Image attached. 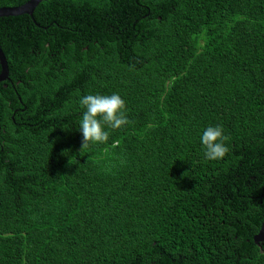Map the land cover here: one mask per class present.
Instances as JSON below:
<instances>
[{"label": "trees", "instance_id": "obj_1", "mask_svg": "<svg viewBox=\"0 0 264 264\" xmlns=\"http://www.w3.org/2000/svg\"><path fill=\"white\" fill-rule=\"evenodd\" d=\"M0 49V264H264V0H47ZM114 93L130 123L81 156Z\"/></svg>", "mask_w": 264, "mask_h": 264}, {"label": "clouds", "instance_id": "obj_2", "mask_svg": "<svg viewBox=\"0 0 264 264\" xmlns=\"http://www.w3.org/2000/svg\"><path fill=\"white\" fill-rule=\"evenodd\" d=\"M85 111L82 114L79 128L82 142L79 154H89L96 145H106L109 140V129H121L130 121L126 115V102L119 94L101 95L88 94L79 101ZM221 126H208L201 135V144L207 160H222L228 154L226 141ZM257 247L264 250V240L257 243Z\"/></svg>", "mask_w": 264, "mask_h": 264}, {"label": "water", "instance_id": "obj_3", "mask_svg": "<svg viewBox=\"0 0 264 264\" xmlns=\"http://www.w3.org/2000/svg\"><path fill=\"white\" fill-rule=\"evenodd\" d=\"M43 1L47 0H28L26 3L18 7H8L0 8V18L1 17H16L22 15L32 16L34 9L37 5ZM0 83L8 79V68L6 59L0 49ZM261 240H264V221L261 224V227L257 234L253 236V241L255 244L259 243Z\"/></svg>", "mask_w": 264, "mask_h": 264}]
</instances>
